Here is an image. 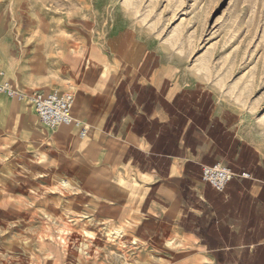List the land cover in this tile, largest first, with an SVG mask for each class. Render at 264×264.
<instances>
[{
	"label": "crops",
	"instance_id": "1",
	"mask_svg": "<svg viewBox=\"0 0 264 264\" xmlns=\"http://www.w3.org/2000/svg\"><path fill=\"white\" fill-rule=\"evenodd\" d=\"M129 35L113 57L93 44L90 67L74 59L65 80L40 91L14 68L0 31V70L12 86L73 93L72 116L88 127L83 139L74 127L49 130L30 105L0 94V229L30 221L57 238V223L75 216L125 229L135 264L169 263L179 243L194 258L182 264H264L261 124L163 52L135 56ZM216 163L234 174L221 192L201 181Z\"/></svg>",
	"mask_w": 264,
	"mask_h": 264
},
{
	"label": "rangeland",
	"instance_id": "2",
	"mask_svg": "<svg viewBox=\"0 0 264 264\" xmlns=\"http://www.w3.org/2000/svg\"><path fill=\"white\" fill-rule=\"evenodd\" d=\"M0 29L14 68L40 91L65 80L74 59V68L90 67L93 44L113 57L130 33L135 56L144 47L163 52L184 77L260 123L264 138V0H0ZM68 218L57 223V238L30 221L0 229V264H135L125 229ZM47 245L58 250L51 256L43 252ZM182 246L169 263L150 264L192 261Z\"/></svg>",
	"mask_w": 264,
	"mask_h": 264
},
{
	"label": "built area",
	"instance_id": "3",
	"mask_svg": "<svg viewBox=\"0 0 264 264\" xmlns=\"http://www.w3.org/2000/svg\"><path fill=\"white\" fill-rule=\"evenodd\" d=\"M0 94L8 99L30 105L40 123L50 130H55L59 126L74 127L78 130L80 139L85 138L88 133V127L72 116L75 98L71 92L52 91L44 93L35 91L25 94L15 89L6 79L5 73L0 70ZM233 177L234 174L231 169L220 163L204 166L201 169V181L208 183L219 192L224 190ZM241 177L246 178L248 175L242 174Z\"/></svg>",
	"mask_w": 264,
	"mask_h": 264
},
{
	"label": "bare ground",
	"instance_id": "4",
	"mask_svg": "<svg viewBox=\"0 0 264 264\" xmlns=\"http://www.w3.org/2000/svg\"><path fill=\"white\" fill-rule=\"evenodd\" d=\"M14 87V86H13ZM15 88V87H14ZM16 89V88H15ZM74 104H75V102H74ZM73 108H74V106H73ZM73 108H72V115H73Z\"/></svg>",
	"mask_w": 264,
	"mask_h": 264
}]
</instances>
